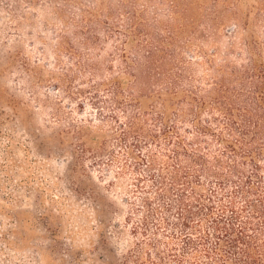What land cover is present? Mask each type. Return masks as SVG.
Wrapping results in <instances>:
<instances>
[{
	"label": "rangeland",
	"instance_id": "1",
	"mask_svg": "<svg viewBox=\"0 0 264 264\" xmlns=\"http://www.w3.org/2000/svg\"><path fill=\"white\" fill-rule=\"evenodd\" d=\"M255 164L264 182V0H0V264L148 263L155 241L221 264L201 237L240 230ZM149 171L212 208L193 247Z\"/></svg>",
	"mask_w": 264,
	"mask_h": 264
},
{
	"label": "trees",
	"instance_id": "2",
	"mask_svg": "<svg viewBox=\"0 0 264 264\" xmlns=\"http://www.w3.org/2000/svg\"><path fill=\"white\" fill-rule=\"evenodd\" d=\"M164 133H167L166 130H164ZM150 164H154V158L150 160ZM252 161V159L250 160ZM248 164H250L248 162ZM246 162L243 163V165H248ZM137 166V165H135ZM252 169L249 172L248 175H243L240 178L239 183L236 184L237 190L236 194L232 195L236 196L239 193V196L244 199L243 208L241 211L233 210L234 215H232V220L239 221L241 218L242 212H247L248 215L246 216L245 221H241L242 225L239 226L240 230L235 228V224L230 222H225L223 219V216H220L218 219L212 220L211 229L213 231V234L211 235L210 232H205L203 236L201 237L202 240H208L211 238V236H215V254L217 255V259L221 260V264H264V248H262V253L256 257L254 254L256 253L253 243L259 239L261 246H258L260 249L264 245V196L261 194L260 188H263L262 184L264 183L262 181L261 176L259 175V165H251ZM148 168H150L148 166ZM231 169L233 173H238V170H236V166H231ZM148 171V170H147ZM165 171H162V174L159 179L155 177L154 174L149 173L147 174L151 180L152 183H154L157 191L156 193V199L158 201V209H163L164 213L168 214L173 209L180 210V215L177 220L179 222H169L167 218H161L159 219V224H165L171 231L173 230L175 233H178L182 236L184 239V243L186 246L193 247L195 244L194 240L187 234L189 231H192L194 233L202 234L200 231V225L198 224V221L196 222V218H202V211L205 210L207 213H203V216H211L212 214V208L204 207V205L200 202V200L196 199L195 205L187 204L186 203V193L184 192V189H180L177 187L176 191L180 193L179 199L175 200L173 197L167 196L170 192V187L167 188L165 184V178L163 176V173ZM168 171L165 172V174ZM243 173V172H242ZM172 183L174 185L175 182H177V177L174 175L173 172L170 173ZM244 174V173H243ZM189 183V182H186ZM221 185L224 186L226 183L222 180ZM254 197V198H253ZM257 197V198H255ZM166 199L168 201H166ZM146 205H148L147 199L143 200ZM197 203V204H196ZM232 205L231 208L235 209V205L233 203V200L230 202ZM201 206L202 209L199 207ZM157 209V208H156ZM256 215H260L263 220V225L259 228L256 227V223H254V219ZM148 218V217H147ZM181 220V222H180ZM200 220V219H199ZM147 224H145L146 226ZM252 228L253 230H256V236L252 238L251 236H248L246 234V231L249 228ZM250 228V229H251ZM257 228V229H255ZM147 230V228H145ZM145 233V232H144ZM260 237V238H259ZM262 238V240H260ZM162 242L158 243V241L152 242V243H146L149 244L153 250H155V256L156 259L153 258V254L147 253V261H143L140 258V252L142 251V247L140 245L136 244V249L133 251L135 261L138 264H165L164 258L160 256L159 252H156V249L159 247V245ZM239 245H243L244 248H241ZM169 254H167L168 259H173L175 261V264H184V260L182 257H179L177 254L172 253L173 250L169 249ZM196 252H192L191 258H192V264H199L198 260L194 258L196 255L194 254ZM258 254V253H257ZM195 255V256H194ZM206 255L209 257L210 252L206 251ZM194 256V257H193ZM142 261V262H141ZM208 264H217V262L214 260Z\"/></svg>",
	"mask_w": 264,
	"mask_h": 264
}]
</instances>
